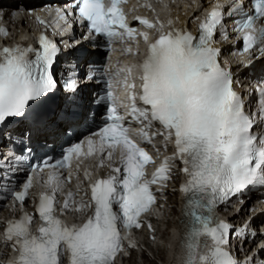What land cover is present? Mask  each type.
Returning <instances> with one entry per match:
<instances>
[{
  "label": "snow or ice",
  "instance_id": "snow-or-ice-1",
  "mask_svg": "<svg viewBox=\"0 0 264 264\" xmlns=\"http://www.w3.org/2000/svg\"><path fill=\"white\" fill-rule=\"evenodd\" d=\"M122 2L126 0H112L111 6L106 7L103 0H73L72 7L96 35L109 41L139 35L148 43V32L137 33L128 25L119 7ZM249 4L248 8L239 3L229 6L227 17L233 18L232 31L242 34V54L256 48L264 54V0H249ZM225 19V13L214 8L200 23L199 34L194 36L186 29L174 27L164 32L163 23L137 18L149 29L158 23L161 31L148 44L140 66V100L144 107H137L133 94L131 116L142 124L147 122L145 127L158 122L164 129L158 134L174 140L175 156L183 164L185 182L180 192L184 195L181 222L185 229L181 242L184 264H241L226 246L233 234L246 238L248 226L233 229L216 216L215 209L249 186H264V136L252 131L254 122L245 113L242 98L233 88L232 72L221 66L220 49L214 46L218 30L227 38ZM172 23L169 20V25ZM0 31L7 36V29ZM39 45L38 49L19 44L0 48V134L10 118L22 119L26 127L17 136L23 145L21 152L28 154L33 151L28 144L29 134L52 126L44 105L57 93L58 87L65 95L62 107L55 114L56 122L63 124L66 132L83 115L80 83L94 76V72H88L81 78L76 65H71L66 75H59L58 85L54 65L60 49L43 34ZM127 71L130 73L131 69ZM106 84L105 94L95 101L106 105L98 131L67 147L61 144L54 163H50L53 157L45 156L36 164L29 161L28 166L30 171L71 167L73 158L96 153L94 137H99L100 167L104 166L103 156L111 159L117 150L119 166H113L111 174L90 184V200L81 202L76 209L93 208L82 224H69L57 214L59 201L55 193L61 190L62 184L54 171L48 181L53 195H40L37 213L42 223L37 231H32L33 216L28 213L7 222L3 236L6 246L19 253L16 264H62L65 253H70V264H115L132 229L143 227L141 217L155 205L151 186L171 178L169 160L175 157H166L152 178L146 177V166L154 163L153 157L130 137L124 117L117 110L111 80ZM141 135L151 143L147 131ZM13 160L23 163L24 157L13 155ZM15 170L6 157H0V189L7 191L5 185L11 183V176L5 173ZM91 178L92 172L86 171L85 179ZM67 180L70 182L71 176ZM32 186L29 175L19 186L21 190L12 189L10 194L23 205ZM74 203V194L69 192L64 209ZM148 227L152 230L150 223ZM129 247L135 245L129 241ZM245 264H254V261Z\"/></svg>",
  "mask_w": 264,
  "mask_h": 264
},
{
  "label": "bare ground",
  "instance_id": "bare-ground-1",
  "mask_svg": "<svg viewBox=\"0 0 264 264\" xmlns=\"http://www.w3.org/2000/svg\"><path fill=\"white\" fill-rule=\"evenodd\" d=\"M28 1L29 0H16V2H28ZM184 4L185 3H183L182 7L178 9V14L182 19L190 20L198 14L199 12L198 7L190 8L184 6ZM174 11H176L175 8ZM89 86L90 85H87L85 83L83 84L80 83V89L85 93L86 91H84V89L89 88ZM90 99L91 97H87L86 98L87 102H89ZM64 133L65 131L63 124L57 123L51 131H47L43 135L42 140L51 142L53 141L54 136H59L60 134L63 135ZM162 204L164 205V207L162 209L159 220L152 219L150 221L152 230H150L149 227L145 228L144 230L141 231V234L137 239L138 246H141V243H143L147 248H149L152 251L154 256V258L150 259L149 256L146 254L145 249L144 250L142 249L141 251L144 259L141 262V264H157L155 258L165 259L163 261V264H176L180 258L185 257L184 248L181 246L182 235L180 238H177V230H176L177 228H180L182 226L181 217L183 216V208L179 204V197L177 190L176 189L165 190L163 192ZM222 213L232 221L241 220L243 219V216L246 214L244 209H242V211L239 213H234L233 215L229 214L228 209H224ZM258 219H259L258 216L255 217L253 219V224H255ZM162 225H164V228L161 227ZM257 233L260 234L259 231H257ZM153 237H155V239H153ZM158 237L164 239V242L159 243ZM0 243L3 242L0 241ZM127 249L129 250L131 248L127 247ZM247 249L249 250V247ZM262 250H260V252H262ZM201 252L203 251L201 250ZM125 258L128 259L129 264H139L137 258L135 257L132 251H130L128 257Z\"/></svg>",
  "mask_w": 264,
  "mask_h": 264
},
{
  "label": "rangeland",
  "instance_id": "rangeland-1",
  "mask_svg": "<svg viewBox=\"0 0 264 264\" xmlns=\"http://www.w3.org/2000/svg\"><path fill=\"white\" fill-rule=\"evenodd\" d=\"M228 208L229 207H227V209ZM245 212H246V210H245ZM161 227L164 228V225H162ZM140 234H139V236H140ZM158 241H159V243H163L164 239L158 237ZM156 245H157V242H156ZM142 249L143 250L145 249L146 254L149 256L150 259L154 258L152 251L149 248H147L143 243H141V246H138V244H137L136 248H133V249L131 248V249L128 250V254H129L130 251H132L134 253L135 257L137 258V261H138L139 264H141V262L144 259L142 251H141ZM127 257H128V255H127ZM155 260H156L157 264H163V261L165 259H163V258H155ZM120 264H129L128 263V259L123 258V260L120 261Z\"/></svg>",
  "mask_w": 264,
  "mask_h": 264
},
{
  "label": "trees",
  "instance_id": "trees-1",
  "mask_svg": "<svg viewBox=\"0 0 264 264\" xmlns=\"http://www.w3.org/2000/svg\"><path fill=\"white\" fill-rule=\"evenodd\" d=\"M257 216H258V218H261V216H262V215H260V216H259V215H257ZM257 216H256V217H257Z\"/></svg>",
  "mask_w": 264,
  "mask_h": 264
}]
</instances>
